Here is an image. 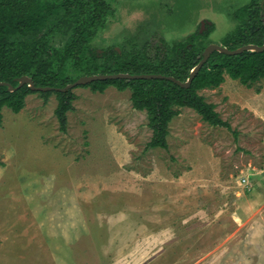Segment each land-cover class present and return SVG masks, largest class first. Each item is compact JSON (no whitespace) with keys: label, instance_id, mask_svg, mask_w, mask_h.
<instances>
[{"label":"rangeland","instance_id":"374dc122","mask_svg":"<svg viewBox=\"0 0 264 264\" xmlns=\"http://www.w3.org/2000/svg\"><path fill=\"white\" fill-rule=\"evenodd\" d=\"M249 1L109 0L92 46L185 40L207 20L204 43L232 46ZM72 90L66 132L56 94L3 109L0 264H264V79L201 90L233 130L185 107L168 150L147 147L153 130L130 89Z\"/></svg>","mask_w":264,"mask_h":264},{"label":"trees","instance_id":"16d2710c","mask_svg":"<svg viewBox=\"0 0 264 264\" xmlns=\"http://www.w3.org/2000/svg\"><path fill=\"white\" fill-rule=\"evenodd\" d=\"M113 10L109 0H0V82L17 86V79L28 75L36 86L64 88L85 74L99 72L158 73L188 80L203 57L208 45L203 38L213 25L185 40L171 42L159 36L156 43L131 42L130 47L111 45L100 51L92 42L107 27ZM234 17L238 27L226 39L232 46L225 47L264 45V0H251L239 7ZM226 76L253 87L264 79V51L237 55L215 51L188 88L168 79H108L87 86L94 92H104L110 86L120 91L130 89L133 107L147 112L153 130L147 147L168 150L170 123L185 107L196 110L214 127L233 130L216 105L200 94L204 89L219 88ZM34 92L45 98L56 94L55 114L60 129L66 132L67 115L77 99L73 90L34 91L27 84L15 91L0 87V125L5 107L19 113L26 97Z\"/></svg>","mask_w":264,"mask_h":264},{"label":"water","instance_id":"95a60500","mask_svg":"<svg viewBox=\"0 0 264 264\" xmlns=\"http://www.w3.org/2000/svg\"><path fill=\"white\" fill-rule=\"evenodd\" d=\"M206 27V21H202V28L201 32L204 31ZM215 51H219L222 53L230 54V55H237L240 54L244 51H257V52H262L264 51V45H255V44H247L244 45L240 48L237 49H229L225 46L218 45V44H209L205 48L203 52V57L201 61L197 64V66L191 71V74L188 78L187 81L183 82L175 78L174 76L170 75H164V74H158V73H140V74H131V73H98V74H93V75H83L80 78H78L76 81L73 83H69L66 87L61 88V87H51V86H36L34 80L32 77L28 75H24L20 78L17 79L18 85L14 86L13 84L7 83V82H0V87L1 86H7L9 91H15L25 84H27L32 90L34 91H63L66 92L68 90H71L77 86L81 85H88L94 81L97 80H108V79H168L171 81L176 82L180 86L184 88H188L191 86L195 76L200 72L204 64L209 60L211 54Z\"/></svg>","mask_w":264,"mask_h":264},{"label":"built area","instance_id":"2783aa9c","mask_svg":"<svg viewBox=\"0 0 264 264\" xmlns=\"http://www.w3.org/2000/svg\"><path fill=\"white\" fill-rule=\"evenodd\" d=\"M240 185H243L244 187L248 188L249 190L252 189V184L250 181V175L243 176L241 180L239 181Z\"/></svg>","mask_w":264,"mask_h":264},{"label":"flooded vegetation","instance_id":"af4514ba","mask_svg":"<svg viewBox=\"0 0 264 264\" xmlns=\"http://www.w3.org/2000/svg\"><path fill=\"white\" fill-rule=\"evenodd\" d=\"M249 2H250V1H249ZM249 2H248V3H249ZM262 2H263V1H262ZM246 4H247V3H246ZM262 4H263V3H262ZM244 5H245V4H244ZM242 6H243V5H242ZM206 23H208V24L206 25V28H205V29L207 30L208 27L211 26L210 24H211L212 22H210V21L207 20ZM201 28H202V22H201L200 28L197 29L196 31H198L200 34H203L205 31L201 32ZM196 31H195V32H196ZM156 40H158V39H156ZM151 42H152V41H151ZM153 43H155V42H153Z\"/></svg>","mask_w":264,"mask_h":264}]
</instances>
